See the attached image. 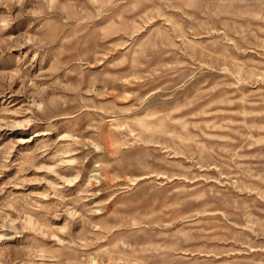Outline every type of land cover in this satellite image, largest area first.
I'll list each match as a JSON object with an SVG mask.
<instances>
[{"label": "rangeland", "instance_id": "obj_1", "mask_svg": "<svg viewBox=\"0 0 264 264\" xmlns=\"http://www.w3.org/2000/svg\"><path fill=\"white\" fill-rule=\"evenodd\" d=\"M0 264H264V0H0Z\"/></svg>", "mask_w": 264, "mask_h": 264}]
</instances>
